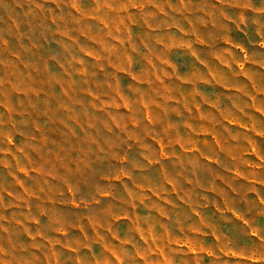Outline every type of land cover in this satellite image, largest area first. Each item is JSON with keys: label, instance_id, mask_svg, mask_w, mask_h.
Segmentation results:
<instances>
[{"label": "clouds", "instance_id": "clouds-1", "mask_svg": "<svg viewBox=\"0 0 264 264\" xmlns=\"http://www.w3.org/2000/svg\"><path fill=\"white\" fill-rule=\"evenodd\" d=\"M0 264H264V0H0Z\"/></svg>", "mask_w": 264, "mask_h": 264}, {"label": "rangeland", "instance_id": "rangeland-1", "mask_svg": "<svg viewBox=\"0 0 264 264\" xmlns=\"http://www.w3.org/2000/svg\"><path fill=\"white\" fill-rule=\"evenodd\" d=\"M212 211H213V212H215V211H216V209H215V208H213V209H212Z\"/></svg>", "mask_w": 264, "mask_h": 264}]
</instances>
